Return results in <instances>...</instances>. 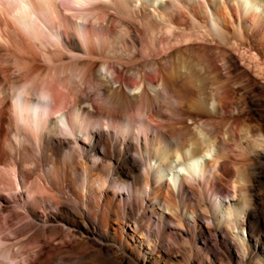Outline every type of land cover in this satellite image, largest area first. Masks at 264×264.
I'll use <instances>...</instances> for the list:
<instances>
[{"label": "bare ground", "instance_id": "obj_1", "mask_svg": "<svg viewBox=\"0 0 264 264\" xmlns=\"http://www.w3.org/2000/svg\"><path fill=\"white\" fill-rule=\"evenodd\" d=\"M213 1L144 0L153 21L131 0H0V41L47 64L27 81L4 87L0 80V173L13 176L14 202L33 221L104 244L87 254L100 257L93 264H122L115 252L128 246L135 262H165L173 255L167 231L201 222L233 239L248 260L255 254L239 180L231 185L239 201L221 196L229 144L264 137L252 115L243 117L249 81L264 89V0ZM226 46L252 79L233 73ZM36 145L49 160L42 181L28 175L30 164L41 166L29 148ZM52 208L61 211L46 212ZM245 228L248 240L238 233ZM62 242L46 255L61 252ZM1 253L3 262L8 252ZM82 259L61 257L69 264Z\"/></svg>", "mask_w": 264, "mask_h": 264}, {"label": "rangeland", "instance_id": "obj_2", "mask_svg": "<svg viewBox=\"0 0 264 264\" xmlns=\"http://www.w3.org/2000/svg\"><path fill=\"white\" fill-rule=\"evenodd\" d=\"M195 1L200 2L202 6H204L203 0ZM219 1L220 0H214L213 2L217 3ZM143 3L144 0H131L133 9L138 11L139 15L146 16L150 13V19L153 21L155 19L157 20L155 14L153 15L151 11L153 7H143ZM230 4H234V2L230 1ZM258 9L264 10V3L258 6ZM211 46V44L207 45V47ZM225 52L228 62L233 67V73L235 75L236 73H240V75H242L241 79L245 81V78L247 79V77H245L243 73L241 74V72L245 71L250 79L253 78L251 69L247 68V70H244L245 67H243V62L240 61V57H238L236 51L226 46ZM25 57L28 59H25ZM95 60L97 64L101 62L98 58ZM65 61L68 62L69 59H65ZM217 63L219 64L220 62ZM46 66L47 64L42 59L33 57L25 52L24 55L21 56L15 47L6 44L2 40L0 41V67H3V74L5 76L0 77L2 86L7 87V85L11 83L27 81L35 76L39 70L46 68ZM219 66L220 72L224 73L221 63ZM249 82L250 87L245 104H243L244 107H246V113H243V117L252 115V123L260 125L261 127L259 126V128H261L260 130H262L264 135V89L254 83V81ZM112 85L115 86V84ZM187 101H185L184 105H191V101ZM214 104L215 101L212 98L207 101V107L210 110H212ZM9 124L10 122L7 123V125ZM254 130L256 131V129ZM255 131L252 132L254 136H256ZM257 140L258 142L250 141L251 143H247L245 141L246 143H239L236 141L229 144L228 150L230 159H227L226 174L222 177L224 191L221 196L228 195V199L232 198V203L239 201L241 195L239 192L237 196L232 194L233 189L231 186L232 183H236V180H239L237 183H240H236V185H238L237 187L240 186L239 189H242V194L245 193L243 195L246 196L248 202L247 211H250V216L245 219V222L249 221L251 236H253L252 238L254 241L257 240V246L253 249L255 252L253 258L248 260L247 255H244L239 250L233 239L223 236V233L214 226H205V222H201L202 224H200L202 227L200 225V228L191 227L187 230H168L167 233L172 242L171 252L173 251V255L166 256V261L159 264H264V137H257ZM258 144L260 146H257ZM3 146L8 154H14L8 147L5 145ZM29 148L30 152L35 151L36 155L40 158L41 166L35 167L33 164H30L31 167L28 175L31 179L33 177H38L40 181L45 180V177H48L45 168L49 165V160L45 159L42 149L37 147V145L36 148L31 146H29ZM188 148V151H190L191 146L189 145ZM215 151V147L213 146L211 155L215 153ZM27 160L30 163L31 157H29V155ZM57 160L58 164L61 166V160L59 158ZM179 162L180 159L178 158L174 160L173 165L176 166V171L181 175L184 168L179 167ZM162 172L164 175L169 176L171 171L164 166ZM0 181L8 186L4 189L0 185V253H4L5 251L8 252L7 258L6 260H3V262L0 255L1 264H6L8 261V264H69L68 262L61 260V257L65 255H72L78 258L83 257V264H93L92 262L100 258L99 256L95 257V255H90L89 258L87 257V254L96 252L100 245H104L101 244L96 237L91 236L89 233V235L85 234L82 231L74 232V235L70 238L67 236L64 237L63 234L67 231L65 228L62 233H58L54 232L55 230L53 231V229L57 227L55 225L50 224L49 227V225H43L42 221H33L29 213L20 207L21 203H19L20 206H18L19 204L16 205L14 202L15 200L13 196H16L19 189L15 185L13 176L0 173ZM227 183L231 187L228 186ZM60 197L62 201L65 200V197L61 194ZM222 200L225 204L227 203V199L222 198ZM42 204V206H45L46 203L43 201ZM64 206L70 207L67 203ZM52 209H47L46 212L58 215L61 211L55 208ZM35 211L42 214L45 212V209L40 208L35 209ZM152 229L155 230L156 227H153ZM238 233L248 240L246 228L244 231L240 230ZM181 235L186 238V242H183ZM233 236L236 240L238 239L236 234ZM62 237L65 243L62 242L60 245L62 246L61 252L47 256L46 251L48 248L57 246V242L60 241ZM107 241L114 243L115 239L111 236L107 237ZM26 243H28L26 248L21 250L19 247L24 244L26 245ZM251 244H253L252 241ZM17 247L18 249H16ZM128 247H125L126 253L121 252L118 249L117 251L115 250V254L119 256L122 264H155L153 259L147 262L145 259L138 256L137 258L139 262H135L130 256H128L130 254L135 255V253L130 250V247ZM92 258L96 259L91 261ZM112 264L119 263L112 262Z\"/></svg>", "mask_w": 264, "mask_h": 264}]
</instances>
